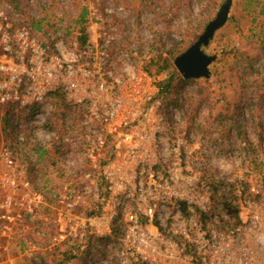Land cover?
I'll return each mask as SVG.
<instances>
[{
    "label": "built area",
    "instance_id": "built-area-1",
    "mask_svg": "<svg viewBox=\"0 0 264 264\" xmlns=\"http://www.w3.org/2000/svg\"><path fill=\"white\" fill-rule=\"evenodd\" d=\"M121 11L90 8L88 44L66 47L0 0V239L48 206L19 162L38 160L41 146L67 178L47 192L60 231L51 249L77 241L89 264H264V122L254 130L242 108L187 126L140 52L112 49Z\"/></svg>",
    "mask_w": 264,
    "mask_h": 264
},
{
    "label": "rangeland",
    "instance_id": "rangeland-1",
    "mask_svg": "<svg viewBox=\"0 0 264 264\" xmlns=\"http://www.w3.org/2000/svg\"><path fill=\"white\" fill-rule=\"evenodd\" d=\"M9 1L19 5L25 19L38 30L41 40L61 38L66 47L80 36L90 34V8L102 10L110 3L123 8L118 17H113L111 21L118 27L120 36L112 49L118 51L136 48L142 56V67L149 73H157L161 65L153 62L169 63L170 70L175 72V75L171 74L175 76V81L171 85L167 100L173 101L174 105H181L187 126H193L195 122L207 124L214 119L218 120L220 113L227 107L239 115L241 106L247 109L248 119H251L254 130L259 122H264V17L259 16L260 5L257 4H263L261 6L264 7L263 0H232L227 23L215 33L209 46L204 49L207 55L217 57L209 67L210 80H186L178 72L174 62L198 41L206 26L216 18L227 0ZM254 60L257 61L252 66L251 62ZM167 74H170L169 71L153 77L162 80ZM237 103L242 105L237 108ZM4 116L5 113L0 107V124ZM45 125L51 128V114L45 120ZM54 129L58 134L63 132L58 119ZM45 130L51 133V129L45 127ZM38 138L44 142L49 137L40 135ZM2 140L3 129L0 125V145ZM57 143L58 141L55 145ZM46 146L51 153V137ZM39 148L42 150L41 146H37L36 153ZM19 162L29 169L35 189L45 192L48 206L41 212V221L13 227L0 239V264H53L51 261L55 254L60 249L68 248L62 247L67 242L63 241L51 249V237L60 231L53 224L54 213L51 212V201L47 192L51 191L52 186L61 189L67 178L53 174L50 154L48 158L42 157V161L34 159L32 162ZM88 208L84 209V213L92 212ZM37 230L41 232L40 236L36 234ZM18 232L38 249V259L25 254L29 246L22 237L15 238L14 234ZM81 252L91 254L92 250L90 247L84 251L79 248L74 259L62 262L88 264V256L87 259L84 258Z\"/></svg>",
    "mask_w": 264,
    "mask_h": 264
},
{
    "label": "water",
    "instance_id": "water-1",
    "mask_svg": "<svg viewBox=\"0 0 264 264\" xmlns=\"http://www.w3.org/2000/svg\"><path fill=\"white\" fill-rule=\"evenodd\" d=\"M231 4L232 0H227L220 8L216 18L206 26L198 41L175 59V67L184 79L210 78L209 67L217 57L207 55L204 49L209 46L215 33L227 23Z\"/></svg>",
    "mask_w": 264,
    "mask_h": 264
},
{
    "label": "trees",
    "instance_id": "trees-1",
    "mask_svg": "<svg viewBox=\"0 0 264 264\" xmlns=\"http://www.w3.org/2000/svg\"><path fill=\"white\" fill-rule=\"evenodd\" d=\"M257 4H258V6L260 5V12H259V14L260 15H264V7H262L261 4H259L258 2H257ZM16 7L18 8L19 5L16 4ZM262 33L264 34V32H262ZM88 35L89 34L87 33L86 35L80 36L76 40V42L78 43V45H79L80 48H84L88 44V42H89V36ZM256 61L257 60L252 61L251 62V65L253 66ZM151 62H152V60H151ZM159 63L161 65L159 67L158 72L155 73V74L154 73H150V74L152 76L159 77L157 75L162 74L163 72H166V71L168 72L169 71L170 74L169 75L167 74V77L165 79L158 80V85L161 87L164 96L167 99H169L171 85H172L173 81H175L174 80L175 79V76H172L171 74L173 73V75H175V72L172 69H171L172 72H170L171 70H170L169 63L166 62V61H164V62H159V61L153 62V64H159ZM240 105H242V103L241 104L237 103L236 104V107L239 108L238 106H240ZM241 109H242V106L240 107V109L238 111L240 112ZM224 115H228L230 117H237L238 116V114H236L233 110H231L230 108L227 107L224 110V112L220 113V116H219V119H218L219 122H220V119L223 120ZM6 121H7V119L4 116L2 118V121H1V124H0L2 129H4V127L6 125ZM45 127L48 128V129H52V126H51V128H49V125H45ZM38 154H39V158L40 159L44 156V152L40 148L38 149ZM90 214H93V213L91 212ZM90 214H88V215H90ZM62 247H66L68 249L67 250L60 249V251L57 254H55V256L53 257V261L57 257H58V261H57V263H54L53 262V264H64L65 262H62L63 260H65V261L68 262V261L74 259L76 257V252L79 251V248L78 247H80V244L77 241H67V242L64 243V245Z\"/></svg>",
    "mask_w": 264,
    "mask_h": 264
},
{
    "label": "crops",
    "instance_id": "crops-1",
    "mask_svg": "<svg viewBox=\"0 0 264 264\" xmlns=\"http://www.w3.org/2000/svg\"><path fill=\"white\" fill-rule=\"evenodd\" d=\"M257 1H258V0H257ZM263 1H264V0H263ZM261 5L263 6V4H261ZM259 16H260V17H264V15H260V14H259ZM262 30H263V32H264V28H262ZM38 161H42V158H41V159L39 158ZM49 192H51V191H49ZM83 251H84V250H83ZM81 255L84 256V258L87 259V256H88L89 254H88V253H82V252H81ZM29 257H31V256H29ZM32 257H33V259H38V252H34V254H33ZM57 261H58V257H57L54 261L52 260L51 263H52V262L57 263ZM88 264H89V263H88Z\"/></svg>",
    "mask_w": 264,
    "mask_h": 264
}]
</instances>
